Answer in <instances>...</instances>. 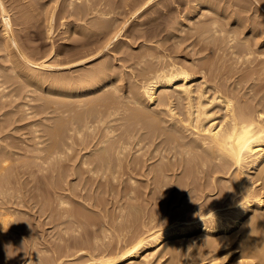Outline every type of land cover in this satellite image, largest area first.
<instances>
[{
	"label": "bare ground",
	"instance_id": "1",
	"mask_svg": "<svg viewBox=\"0 0 264 264\" xmlns=\"http://www.w3.org/2000/svg\"><path fill=\"white\" fill-rule=\"evenodd\" d=\"M126 1L130 0H124L125 4H127ZM173 1H177L176 10H173V7H168L166 9V13L159 12L160 15H155L154 18L147 14L149 16L147 20H139V24L144 25L143 28H140L139 26V28H137L135 25L134 28H131V26L128 27L126 26V21L124 20V22L116 28L115 26L118 23L117 20L120 18L116 16L111 18L109 17L110 14L114 12L112 4L114 5L115 1L67 0V6L64 8V13L67 15L66 17L69 18V21L67 20V23H61L62 26L65 25L66 27L64 29V32L66 33L65 37L70 39V35H72V33L78 34V39L82 40L81 45L85 43L89 44L86 49H88V51H92V54H87L88 56L82 58L78 57L79 59L66 63L63 62L68 70L76 68V74H55L49 78H45L43 75H40L36 69L38 68L39 70H42L48 67L54 69L55 67H58L62 69V67H60V58L58 59L56 56L58 55L59 57L63 51H67L69 46L67 47V44H62L58 47V49L52 47L49 52H43L45 53L43 55L46 58L40 61H37L33 55L40 56L42 55L40 54L41 51L40 53L36 51V54H34L29 53L28 51L27 53L23 50L24 48L20 50L19 42L16 36L17 34H15L16 32L14 31L15 28H12V25L15 26L17 24V21H15L16 24H13L14 19L9 13V8H13V10L10 9L12 12L15 11L16 8L14 9V7L16 4L20 5L18 3L20 0H7V4L6 0H0V19L3 27L2 36L0 35V43H2L3 50L5 49L7 51V54L5 55H7L11 64H13L17 70L19 69V71L23 73L26 78H28L27 80H29V83L37 84L38 86L36 87H40L41 90L44 88V90L49 92V96H44L41 101L45 102L44 105L47 109H50L49 112L51 111L55 114V120L52 118V121L54 120V122L50 128L48 127L47 134L44 136L48 138V143L46 141L45 147L42 145V150L44 151L43 157L41 156L43 151L41 150V153L37 151V154H41V157L36 155L35 162L37 158H41L38 160L42 163L46 160L48 161L49 159L50 161L51 159H55V161L58 159L59 162H61L60 159H68L67 155L70 151H74L73 148H76L75 144H78L80 147L76 150L80 149V151H87L89 148L92 151L90 153H79L80 155L77 154L79 156L75 154L76 157H81L80 159L104 160L103 164L106 162L107 166H109V163L106 160L111 159L110 162H112V158L118 159L117 162H119L122 161L123 157H126V159H134V162L136 161L135 163L141 161H137L135 159H144L149 161L150 159H156L159 162L154 165L147 164L143 161L142 167L147 164L145 168L146 170L142 169L143 172L142 170H138L141 171L142 174L144 173L143 176L146 175L148 177L151 175L148 177V180H150L148 184L151 186L149 187L150 191L156 187L157 189L160 188L162 190L164 188L165 190V188L173 186V190L176 192L175 197L178 196L180 192L186 191L185 189H187L191 184L190 177L191 174H193V200L188 199V201L182 203L184 206L180 203L182 201H179L178 206L182 205V209L179 207L176 210V213L173 212L175 215L171 214V217H168L167 215V218H165L167 221L164 220L166 221L165 223L164 221L162 223L160 222L161 224L164 223L163 225H160L157 229L149 228L145 233L138 234L137 232L138 235L136 237L133 235L135 238L132 242L127 246L125 245L122 249H114L112 246L111 249H114V253L109 252L112 253L111 255L109 254V256H90L87 260H85V262L82 261L84 263L80 262V264H122L126 260H132L133 258L140 256L141 250L149 248L150 246H154L156 248V246L164 239H168L170 237H181L185 235L188 230H193L197 233L203 232L205 235L207 234L210 236H214L219 233L225 234L223 236L220 235L221 237L219 238L213 237L208 239L206 238L207 236L202 237V244L200 243L201 246L198 245L201 252L197 248L198 252H200V256L197 255L199 257H196V259L198 258L197 260L193 258V260H196L195 262L192 261L193 264H201L202 260L203 264H218V255L221 253L226 254L230 251V249H233L234 251L236 248L239 249L238 253L241 257L246 256L250 258L249 261H243V264L244 262H247L246 264H264V32H260L264 30H261L258 26H256L260 29V31H258V29H255L256 27L254 28L251 25V27L247 29V33H250L251 38H249L250 36H245L240 38L243 40L242 41L235 36V34H238V31L241 32L240 27L238 29V26H236L238 31H235V28L232 29L233 27L229 29L222 27L220 23L222 20L221 18L228 19L233 15V18L236 20L233 23H239L238 25H241L240 21L238 22V16L240 17L238 14H240V9H243L242 6L244 5L237 0L232 2L233 6L231 9H229L231 6L228 5L230 2H226L227 4L225 5L224 0ZM254 1L257 4V8L264 7V5H262L264 0ZM32 2L33 1H28L26 6L27 8L25 10L24 7L23 9L20 7V10H24V13H22L23 15L30 12V9H35ZM129 3L130 6L128 7H132V12H130L132 14L137 12V14H141L150 11L152 8L154 9L156 3L163 6L165 3L167 4V2L162 0H131ZM55 8L56 5L50 9V17H48L50 18V21L52 20ZM16 12L17 11H15V13ZM13 14L14 13H12V15ZM27 15L29 16V13ZM139 16L140 15L135 16V18H138ZM16 17L17 16H15V18ZM26 17L27 16H25L24 19H26ZM156 17H158V19ZM171 18L173 19L171 20ZM205 18L211 19L210 22L206 19L209 23L208 27H206L207 25H203L204 20L202 21V24H198V22L201 23L200 20ZM206 21H204V24L207 23ZM255 25L256 24H254V26ZM103 26H106V28L104 27L106 30H100V33L103 32V40L99 43L93 42V38L91 39L90 35L98 33V30L101 29V27L103 28ZM125 26L126 29L124 28ZM185 26L187 27L186 29L184 28ZM233 26L235 25L233 24ZM243 26L241 25V28ZM113 27L116 29L114 30ZM163 28L166 29V32L161 34V32H163ZM111 30L114 31L111 33ZM208 32L210 33L211 38L210 36L209 38L205 36V33L207 35ZM122 36L126 39H124V37L122 38ZM206 37L208 40H212V38L214 40H219V38H221L220 42H224L226 47H223L219 41L218 42L220 44L218 45L214 42H212L214 43L212 46L208 45ZM127 38H129L128 41L130 40L132 42L137 39L142 41L139 47L136 46L138 47L136 51L127 48L130 44L132 45V43H127ZM249 39L250 42H253V46L251 43L246 44V42H249ZM73 40L77 39L75 38ZM236 40L237 44L235 43ZM66 41L68 42V40ZM201 41L203 44H200ZM181 43H184L185 46L181 47ZM192 45L197 46L196 48H193V55H195V57L193 56V59L187 63L179 57V53ZM124 46L126 47L123 48ZM210 47H212L215 51H217L216 48L223 50L227 55H229V57L232 58L235 64H244L242 67H239L240 65L236 67L233 64L231 70H238L239 73L237 74L236 71L237 75L232 78L230 83L227 82L228 80L220 81L221 78H208L207 75L209 74L207 73L210 69H213L211 68L213 65L210 66L207 63L208 59H204V57H201L202 55L199 56V52L207 49L210 51ZM133 48L134 46L132 49ZM219 49L218 51H221ZM215 51H213V53ZM223 51H221V53ZM198 53L199 57H196ZM66 56L70 57V55ZM103 57L104 59H98ZM220 59L222 58L220 57ZM52 60L56 62L53 63L54 61ZM94 60L96 62H93ZM113 60L123 61V65H120L122 63L118 64L122 67V69H113V66H116V64H113ZM47 61H52V63H47ZM89 63L90 65L88 67ZM118 65L116 67H119ZM229 67L228 71L230 69ZM235 70H233V72H235ZM214 71H216V69L212 70L213 73ZM69 72L73 71L70 70ZM25 77L24 80L26 81ZM199 78H201L200 81H198ZM210 78L212 77L210 76ZM32 86L35 85L32 84ZM1 88H3V86ZM120 92L122 93L121 95ZM6 93L7 91H5V94ZM7 94L8 95L5 97H8L10 93ZM0 95V98L3 99V94ZM0 102H2V100ZM39 106L42 105L40 104ZM0 129L2 131V127H0ZM34 131L32 132L35 134L36 132ZM42 132H44V130H42ZM38 136L40 137V135ZM35 137L37 138V135ZM35 137L34 139H36ZM44 139L45 138H43V140ZM31 140L34 141L33 139ZM41 140L42 139L35 141L37 146L39 143L44 142ZM31 148L37 150L34 146ZM127 148L133 151L129 150L130 154L125 155L124 151ZM34 150L31 149L32 152ZM35 153L36 152H34V154ZM7 160L8 157L6 158L0 154V176L3 175V177L0 178V247L3 246V249L6 245H4L2 241L6 243L4 238L6 230H9L7 227L12 225V222L15 221V219H12V217H14L13 215L21 210L18 208L19 206L28 207L31 200L33 201V199L30 201L28 200L29 196H31L30 192L32 193L33 191L31 187H29L32 183L27 184L28 182H24V180L21 181L19 178L20 176H16L17 178L13 179V183H15H12L13 186H5L9 177L4 176L6 175L5 171L7 172L12 169L9 171L11 174L12 171L17 173L19 170L16 169L19 168L16 166H14V168L11 166L8 167ZM42 163H40V167ZM100 163L102 164V162H99V164ZM105 165L102 166L105 167ZM125 166L126 171L128 166L127 164ZM62 167L64 166L62 165ZM100 168L101 167L98 169ZM98 169L96 168L97 171ZM130 169L128 173H130ZM133 169L135 168L133 167ZM62 170L63 168H61V171L59 170L58 172V176L61 178H63L61 176L63 173ZM134 171H136V169ZM131 174H128L129 177L127 178L131 181V183H134L135 180ZM167 178L169 180H166ZM219 178L223 179V182L218 183ZM62 181H60V183ZM65 182L61 184H65V186H67V183ZM131 183H129L130 186L132 185ZM221 183L222 185H220ZM35 184L36 183H34L33 189L35 188ZM54 185L59 187L58 185L60 184L54 182ZM130 186L128 187V190L125 191V197H129L130 201L133 199L137 203H124L126 206L123 207V209L125 210L127 208V211L119 209L118 207V212H128V215L131 214L134 218V215L136 214L135 212H137L136 210L141 206L140 200L142 201V199L139 198V191H136L134 195L131 194L133 191L130 190ZM12 189H14V193H11ZM117 189L120 188L118 187ZM191 189L192 187L190 186L187 191ZM215 189L217 191L216 196L213 195L211 197L209 195L210 193L207 194ZM53 190H56L55 192H57L56 188ZM40 192L41 191L39 190L38 193L40 194ZM116 192L119 193L118 191ZM65 193V191H61L59 196L57 194L55 195L58 196L56 201L58 208H56V205L54 206V208L58 210V212H54V217H58L57 222H59V219L63 217L70 218V216L79 217L82 215L79 209H73L71 211L70 208L68 210L71 206L67 207L68 201L65 198ZM41 195H43V193ZM36 198L38 199V196H36ZM90 199L93 201V198L90 197ZM126 201L127 200L125 198V202ZM176 201L177 199L174 202ZM33 202V206L36 207L37 205V208L41 211L46 210L47 213V209H49L51 212L48 210L49 213H47V216L52 213V211H56L53 207H51L53 202L46 203L41 201V203H39L38 200ZM30 207H32V205H30ZM28 209L29 208H27V210ZM186 212L192 214H188ZM185 213L188 215L184 216L183 214ZM42 214L43 213H41V215ZM104 214L106 215V213ZM122 214L117 215V217L120 216L121 222L122 219H124L121 218V216L123 217L125 216L124 214L127 213ZM50 216L51 221L56 220V218L51 219L53 216ZM18 217L19 220H21L20 214ZM18 217L16 216L17 221H19ZM115 218L113 220H115ZM87 219L89 218L87 217ZM110 219H112V217ZM154 219H152V221ZM187 222H191L192 225ZM22 223L24 222L22 221ZM22 223L14 222V226L21 225ZM24 224L26 226V223ZM143 225L145 226L144 223ZM236 227L240 230L238 236L231 234L234 232L238 233L235 231ZM8 228H10V226ZM24 228L25 227H23V229ZM14 229H16V227ZM233 229H235L234 232L232 231L230 234L227 232V230ZM20 230L23 232L22 229ZM10 232H12V229ZM15 238L18 237L16 236ZM94 239H96V237ZM28 245H30V242ZM169 245H171V248ZM169 245L168 247L172 249L173 244ZM224 247H226L225 250L221 251L220 249H223ZM165 248H167V246ZM216 250L220 251L214 252ZM3 251L4 250H2V252ZM166 251L171 250L166 249ZM207 251H209L211 255H207L208 257H205V252ZM172 252H170V254H172ZM152 254L153 252L144 255L142 262L147 264L149 257ZM186 254L188 257L190 252ZM28 255L29 256H27L26 260H31L33 254L30 252ZM63 256L68 260L73 257L70 253ZM63 256L57 255L52 257V259L49 257L51 259L50 262L45 261L44 263L43 260L42 263L67 264L65 263L66 259ZM172 256L171 258L174 257ZM225 256L227 257V254ZM179 257L181 258V256ZM46 258L48 259V257ZM204 259L207 261L204 262ZM175 260L176 259H174V261Z\"/></svg>",
	"mask_w": 264,
	"mask_h": 264
},
{
	"label": "rangeland",
	"instance_id": "2",
	"mask_svg": "<svg viewBox=\"0 0 264 264\" xmlns=\"http://www.w3.org/2000/svg\"><path fill=\"white\" fill-rule=\"evenodd\" d=\"M28 1H33L32 3L35 7V9H30V12H28L29 16L27 15L28 13H26V15L22 14V13H24L23 11L27 8L26 6L28 4ZM111 1L112 2L115 1V4H114L115 6L112 4V7L114 8V12H113L114 14L111 13L109 17L111 18L113 16H116V17L120 18L117 20L118 25L116 24V26H115L116 28L118 26H120L121 23L124 21H126L125 23H126V26H128V27L131 26V28H134V25H135V27H137V28H139V27L143 28L144 25H140L139 24L140 21L147 20V18H149V16L154 18L155 15L158 16V15H160V13H164V12L166 13V9L168 7H173L172 8L173 10L174 9L176 10V8H177V1L162 0V1L167 2V4L166 3L164 4L165 7L163 5L156 3L154 9L152 8L150 11H147L145 13L140 12L141 14H137L138 12L135 14H132V13H130V12H132V7H128V6H130L129 2L131 0L126 1L127 4L124 3V0H121V1L117 0V3H116V0H111ZM233 1L234 0H232V1L231 0H227V1L224 0L225 5L228 2H230V3H228V5L231 6V7L228 6V7H230L229 9L232 8V6H233L232 2ZM237 1H240L242 3V5H244V6H242L243 9L242 8L240 9V12H239L240 14L237 13L238 15H240V17L238 16L239 20L237 19L238 22L240 21V24L242 26L245 25L242 27L243 30L241 28V25L240 26L238 25L239 23H236V24L233 23L236 21L233 18L234 15L230 16L228 19L221 18L222 20L220 21V23H221L222 27H225V29H229V28L233 27L232 29L235 28L236 29L235 31H238V29L240 27L241 32L240 31L237 32L239 35L235 34V36H237L239 39L243 38L245 36H250L249 38H251L250 33H247V31H248L247 29H249V27H251V25L254 28L256 26H258L261 30H264V28H261V27H264V7H262V8L258 7L257 8L256 7L257 4L255 3L254 0H242V1L237 0ZM18 3L20 5L16 4L17 7L16 6L14 7V9L16 8L15 11H17L18 13L17 12L15 13V11L12 12L13 8H9V13H10L11 17L14 19L13 24H16L15 21H17V24H16L17 26L12 25V28H15L14 31L16 32L15 34H17L16 36H17V40L19 42L20 50H22V48H24L23 49L24 51H26V52L28 51L29 53H34V54H36V51H38L39 53L41 51L40 54H42V55H40V56L33 55L37 59V61L38 60L40 61V60L46 58L43 54H45L46 52H49L52 47L53 48L55 47L58 49V47L62 44H67V47L69 46L67 48V51H63L59 57H58V55L56 56V58H58V59L60 58V64H61L60 67H62V69L58 68V67H55V69L48 67V68H45L42 70L35 68L37 70V72L40 75H43L45 78H49L55 74H61V75L62 74L67 75L70 73L76 74L77 73L76 68H74V69L72 68V69L68 70V68L65 67L66 65H64V63L79 59L80 57L82 58V57L88 56L87 54H89V55L92 54V51H88V49H86V47L89 44L85 43V44L81 45L82 40L78 39V36H79L78 34L72 33V35H70L71 36L70 39H67L65 37L66 33L64 32L65 31L64 29L66 27H65V25L62 26L61 23H63V22L67 23L69 21L68 20L69 18L66 17L67 15L64 13V8H66V6H67V0H20V2H18ZM6 4H7V0H6ZM54 5H56V8L53 12L52 20L50 21V18H48V17H50V11H51L50 9H52V7ZM117 5H118V7H117ZM169 5H171V6H169ZM262 5H264V3H262ZM20 7H21V9H23V7H24V10L23 11L20 10ZM10 9H12V10H10ZM260 9H261V11H260ZM12 13H14V14L12 15ZM147 14H149V16ZM138 15H140V16L138 18L137 17L135 18V16H138ZM15 16H17V17L15 18ZM25 16H27L26 19H24ZM156 18L158 19V17H156ZM231 18H233V19H231ZM172 19L173 18H171V20ZM206 19L207 18L200 20L201 23L198 22V24H202V21L203 20L206 21ZM207 20H208V22L211 21V19H209V18ZM136 21H138V22H136ZM204 21H203V25L204 26L207 25L206 27H208L209 23L206 21L208 24L207 23L204 24ZM1 22L2 21L0 19V27H1L0 28V35L2 36L3 27H2ZM251 23H253V24H251ZM233 24L235 26H233ZM254 24H256V25L254 26ZM29 26H30V28H29ZM50 26H52V27H50ZM126 26L124 27L125 29H126ZM236 26H238V29ZM49 27H50V29H49ZM104 27L106 28V26H103V28ZM115 27H113L114 30L116 29ZM258 27H256L255 29L257 30ZM103 28L101 27V29L98 30V33H94L93 35H90V38L91 39L93 38L92 39L93 42L99 43L100 41L103 40V32H101L102 34L100 33V30H106L105 28L104 29ZM124 28H122V29H124ZM164 28H163V32H161V34L166 32V29H164ZM184 28L186 29L187 27L185 26ZM260 29H258V31H260ZM114 30H111V33ZM208 31H209V29H208ZM260 32H264V31H260ZM97 34H99V35H97ZM208 34L206 35V33H205V36H207L208 38L210 36V38H211V35L209 32H208ZM123 37L124 36H122V38ZM75 38L77 40H73ZM208 38L206 39V42L208 41V45L212 46L214 43L216 45L221 43V45L223 47L224 46L226 47L224 42L223 43L220 42L221 38H219V40H217V39L214 40L213 38H212V40L211 39L208 40ZM238 38H236V39H238ZM124 39H126V38L124 37ZM128 39L129 38H127V40H126L127 43H132V45L130 44L131 46L129 45V47H127V48L131 49L133 51H136L138 49V47L140 46L142 41H140V39H137L134 42H132L130 40L128 41ZM66 40H68L69 43ZM240 40H242V39H240ZM242 41H238V42H242ZM201 42H200V44H203V42L202 43ZM212 42H214V43H212ZM216 42H218V43H216ZM235 43L237 44V40ZM249 43H251V45L253 46V42H250V39H249V42H246V44H249ZM52 44H53V46H52ZM0 45L2 46V43H0ZM93 45H95V44H93ZM1 46H0V92H1L0 94H3V97H2L3 99H1V98L0 99L2 100L3 103L0 102V104H1L0 105V127H2V131L0 129V146L2 147V148L0 147L1 148L0 154L5 156L6 158L8 157V160H7V164H8L7 166L8 167L9 166H11L13 168H14V166L19 167V168H16V169H19L17 172L18 174L15 173L14 171H12V173L10 174L9 171H11L12 169L7 171L8 173L5 171V174L7 176L6 175H4V176L5 177L9 176L8 180H10V181L7 180V184H5V186H7V185L13 186V184H15V183H13V181H14L13 179H16L17 178L16 176H18V177L20 176L19 178L21 179V181L24 180V182H28L27 184L32 183L31 186L27 185V186L31 187V189L33 190V191L31 190L32 193L30 192L31 196H29V199H28L29 201L31 199H33V201H35V202H36V200H38L39 203H41V201H44L46 203H50V202L52 203L53 202V204L51 206L53 208L56 205V201H57L58 196L60 195L61 191L62 192L65 191L66 192L65 194L67 195V196L65 195V198L68 201L67 207L71 206L68 208V210L70 208H71L70 209L71 211L73 209H77V210L79 209L81 211L82 215L79 217L75 216L77 219L74 216H70V218L63 217V218H61L62 221L64 222L63 223L61 221V219H59V222H57L58 217L57 218L54 217L55 216L54 212H58V210H56L55 208L54 209L56 211H52V213L48 214V216H47V213H49L50 210L47 209V213H46V210L41 211L39 208H37V205H36V207L33 206L34 202L32 200H31L28 207L27 206H23V207L19 206L18 208H20L21 210H19L18 212H16L13 215L14 217H12V219H15V221L11 220V221H13L12 225H9L10 228L12 229V232H10L11 229L8 228L9 227L8 226L7 229H9V230H6V234H5V238H4L6 243H4V241H2V243L6 246H4L5 247L4 249H3V246L0 247L1 248L0 249V264L1 263L2 264H33V263L35 264V262H36V264H41L43 260H44V263H45V261L50 262L52 257H55L57 255L63 256L67 253H70L73 256L69 260L63 256L66 259L65 260L66 262L65 261L64 262L67 264L68 263L69 264H78V263L80 264V262L84 263L85 260H87L90 256H95V257L104 256V255L109 256V254L111 255L112 253H114V251H113L114 249H116V248L122 249L123 247H125V245L126 246L129 245L132 242V240L138 234L145 233L146 230H148L149 228L157 229L160 225H163L167 221L165 219V218H167V215H168V217H171V214H173V212L176 213V210L179 207H180V209H182L181 207L184 206L182 203H184L185 201H188V199L190 200L193 198V195H192L193 194V176H192L193 174H191V177H190L191 178L190 179L191 184L188 186V188H190V186H191L192 189L187 191L188 190V188H187V189H185L187 192L182 191L176 197H175L176 192H175V190H173V186L167 187V188H165V190H164V188L162 190L160 188H158L162 192L160 190H158L157 187L154 188L155 190L152 189L150 191L149 187H151V186L148 184L150 181V180H148V177H150L151 175H149L148 177L146 175H144L145 176L144 177L143 176L144 173L142 174V172H143V170H146L145 168H146L147 164L154 165V164L158 163L159 161H157L156 159H150V161L152 160L151 162L149 160H144V159L143 160L142 159H135L137 161L141 160L140 162L135 163L136 161L134 162V159H126V157L125 158L123 157L122 161H119V162H117L118 159L112 158V162H110L111 159L106 160L109 163V166H107L106 162H104V164H103L104 160L101 161L98 159H80L81 157H76V155L79 153H90L92 151L89 148L87 149V151H85V150L80 151V149L76 150L80 147L78 144H75L76 148H73L74 149V151L72 150L73 152H71V151L69 152L70 156H69V154L67 155L68 159H63V160L60 159L61 162H59L58 159H56V161L59 163H57L55 161V159H51V161L49 159L48 161L46 160L47 162L45 161L44 163H42L40 160H38L41 158H37V160L35 162L36 155H39V157H41V156L43 157L44 151L42 150V148H43L42 145L45 147L46 141L48 143V138H46L44 136H46V134H47L48 127L50 128L51 125L53 124L54 120H55V118H54L55 114L51 111L49 112L50 109L49 108L47 109L45 107V105H44L45 102L41 101L44 96L45 97L49 96L48 95L49 92H47V90H44V88H42V90H41L40 87H36V86H38L37 84L29 83V80H27L28 78H26L25 75L19 71V69L17 70V68H15L13 66V64H11V62L7 58V55H5V54H7V51L5 49L3 50V46L2 47ZM133 46H134V48L132 49ZM136 46H138V47H136ZM184 46H185L184 43H181V47H184ZM193 46L194 45H192L191 47H187V48H185V50H183L181 53H179V55H180L179 57L187 63H189L191 61V59H193V56L195 57V55H193L194 54L193 48H196L197 46H194V47ZM125 47L126 46H124L123 48H125ZM210 48H209L210 51H208V49L203 50V51L201 50L199 52L200 55L198 53L196 57H199L202 55L201 57H204V59H208V61L210 60L209 62L207 61V63L210 66L213 65L211 68H213L214 70L216 69V71H214V73L212 72L213 69L209 70V72L207 73V74H209V75H207L209 79H213V78L220 79L221 78L220 81L228 80L227 82L230 83L232 81V78L239 73L238 70L233 69V70H235V72H233V70H231L233 64L237 67L241 63L235 64L233 62L232 58L229 57V55H227L223 50H221L219 48H216L217 51L212 49V47H210ZM218 49L223 51V52L221 53V51H218ZM80 50L82 52H85V51L86 52L82 53ZM211 50H213L215 52L213 53V51H211ZM43 52H45V53H43ZM75 53H77V54H75ZM93 54H94V52H93ZM66 55H70V57H68ZM205 56H207V57L209 56V57L207 58ZM218 56H220L222 59H220V57H218ZM98 59L101 60V59H104V57L98 58ZM52 61H54V60H52ZM52 61H49V62L47 61V63H52ZM55 62L56 61H54L53 63H55ZM93 62H96V61L94 60ZM120 63H122V64H120ZM113 64H116V66H117L118 64L123 65L124 63H123V61L113 60ZM89 65H90V63L88 64V67H89ZM120 65H118L119 67H116L114 65L113 66L114 68L113 67L112 68L113 69H117V68L122 69V67H120ZM219 65H221V66H219ZM243 65H240L239 67H242ZM63 66H64V68H63ZM218 67H220V68H218ZM228 67L230 68L229 71H228ZM70 70L73 72H69ZM58 71H60V72H58ZM217 71H219V72H217ZM236 71H237V74H236ZM20 74H21V76H20ZM216 74H217V76H216ZM210 76L212 78H210ZM24 77L26 78V81L24 80ZM200 79L201 78H199L198 81H200ZM14 81H16V82H14ZM123 83H124V81H123ZM32 84L35 86H32ZM2 86H3V88H1ZM5 91H7V93H10L8 97H5L6 95H8L7 93L5 94ZM2 92H4V93H2ZM4 94H5V96H4ZM13 94H15V95H13ZM121 94L122 93L120 92V95ZM24 96L25 97L27 96V97L25 98ZM0 97H1V95H0ZM40 104L42 106H39ZM23 106H24V108H23ZM52 118L54 119L53 121H52ZM50 119H51V122H50ZM43 128H46V129H43ZM42 130H44V132H42ZM32 131H34L36 133L34 134ZM34 135L35 136L37 135V138L39 137L38 135H40V137L37 139ZM31 136H32V138H31ZM34 137L36 139H34ZM43 138H45L46 140L45 139L43 140ZM31 139H33L34 141H32ZM39 139H42L41 141H44V142L39 143L37 146V143L35 141L39 140ZM43 143H45V144H43ZM31 144H33V145H31ZM33 146L37 150H34L33 148H31ZM37 147H39V148H37ZM31 149L34 151L32 152ZM129 150L130 149L127 148L124 151L125 155L130 154ZM37 151L39 153L42 152L41 153L42 155L37 154ZM130 151H133V150H130ZM34 152H36V153L34 154ZM3 153H5V154H3ZM79 155H77V156H79ZM114 158H115V156H114ZM131 160L133 161V163ZM115 161L117 162V164ZM143 161L147 164L144 163L145 166L143 165V167H142ZM99 162H102V164L101 163L99 164ZM33 163H35V164H33ZM40 163H42L43 167H42V165L40 167ZM96 163L98 164V166ZM118 163H119V166H118ZM95 164H96V167H95ZM126 164H127V166L129 164H131V165H129L127 167V170L125 171V169H126L125 165ZM138 164L139 165L141 164V165L139 166ZM62 165L64 167H62ZM102 165L103 166L105 165V167H103ZM121 165H123V166H121ZM137 165H138V168H137ZM51 166H53V167H51ZM37 167H39V168H37ZM99 167H101V168L98 169ZM119 167H121V168H119ZM133 167L136 169V171H134L135 169H133ZM61 168H63V170H62L63 173L61 172L62 173L61 176L63 178L58 176V174H59L58 172H59V170L61 171ZM96 168L98 169V171L96 170ZM130 168H132V169H130ZM117 169H118V171H117ZM129 169L131 170L130 173H128ZM138 169L139 170L143 169V170L141 172ZM28 171H29V174H28ZM30 171H31V174H30ZM64 171H65V173H64ZM128 174L133 175L132 177H134V180H135L134 183H131V181L127 178V177H129ZM2 177H3V175L0 176V178H2ZM112 177H114V178H112ZM218 177H221V176H218ZM56 178H58L60 180H58ZM44 180H45V182H44ZM65 180H66V182H65ZM166 180H169V179L167 178ZM219 180H218V183L223 182V179L219 178ZM60 181H62L61 183H64V182L67 183L66 184L67 186H65V184L64 185L61 184ZM4 182H6V181H4ZM54 182H57L58 184H60V185H58L59 187L54 185ZM34 183H36V184H35V188L33 189ZM129 183H131L132 185L130 186ZM39 184L41 185V187ZM123 184H125V185H123ZM128 185L131 188L130 190L133 191V193H131V194L134 195V193L136 191L137 192L139 191L138 192L139 198L142 199V201L140 200V203H141L140 208H138L136 210L137 212H135L137 214V215L136 214L134 215L135 219L133 218V216L131 214L128 215V212H123V211H120L121 213L118 212L119 209L124 210L123 207L126 206V205H124V203L129 204V202H133V203L136 202L133 199L130 201L129 197H125L126 196L125 191L128 190V187H129ZM220 185H222V183ZM53 186H55V187H53ZM64 186H65V188H64ZM118 187L120 189H117ZM55 188L57 189V192H55L56 190H53ZM59 188H61L63 190H61ZM34 190L37 192H35ZM39 190L41 191L40 194L38 193ZM59 191H60V193H59ZM116 191H118L119 193H117ZM11 193H14V189L11 190ZM42 193H43V195H41ZM189 193H190V195H189ZM56 194L58 196H55ZM207 194H209L211 197L213 195L216 196L217 191L215 189V190H212L211 192H208ZM32 195H34V196H32ZM186 195H188V196H186ZM36 196H38V199L36 198ZM52 196H53V199L55 198L54 201L52 199ZM120 196H121V198H120ZM46 197H47V200H46ZM90 197L93 198L92 199L93 201H91ZM141 197H143V198H141ZM177 197H179V198H177ZM35 198H36V200H35ZM125 198L127 200L126 202H125ZM173 199H175V200L177 199V201L174 202L175 200H173ZM147 201H149V202H147ZM179 201H182L180 203L183 206L181 204H180L181 206H178ZM121 202H123V203H121ZM120 204H122V205H120ZM30 205H32V207H34V208L30 207ZM118 207H119V209H118ZM27 208H29V209L27 210ZM56 208H58L57 205H56ZM139 209H140V211H139ZM124 211H127V208ZM189 212H191V211H189ZM189 212H186V213L192 214ZM41 213H43V214L41 215ZM104 213H106V215H108V216H106ZM122 213H127V214H124L125 216H123V217L121 216V218H124V219H122V222H121L120 216L117 217V215H121ZM186 213L183 215L184 216L188 215ZM19 214L21 216L20 217L21 220H19V217H18ZM50 215L53 216L51 219L56 218V220H54V221L57 223H55L53 220L52 221L50 220V217H51ZM83 215H84V217H83ZM127 215H128V217H127ZM173 215H175V214H173ZM16 216L18 217L19 221L16 220L17 219ZM110 216L112 217V219H110L111 218ZM115 216H116V218H115ZM81 217H82V219H81ZM87 217L89 219H87ZM159 217H160V219H159ZM114 218L116 221L113 220ZM131 218H133V219H131ZM152 219H154V220L152 221ZM66 220H68V221H66ZM118 220H119V223H118ZM160 220H162V221H160ZM164 220H166V221H164ZM22 221L24 223H26V226L24 223H22ZM81 221H82V223H81ZM163 221H164V223L161 224ZM14 222L15 223L21 222L22 224L18 225V226L17 225L14 226L15 225ZM143 223L145 224V226L143 225ZM187 223L191 224V222H187ZM23 224H24V226H23ZM12 226H14V227H12ZM153 226H155L156 228ZM15 227L17 230L14 229ZM23 227H25L24 228L25 230L23 229ZM105 227H107V228H105ZM20 229H22L23 232H21ZM235 229L227 230V232L230 234L232 231L234 232V230H235L238 233L234 232L231 234L238 236L240 233V230H238L239 229L238 227H236ZM137 232H138V234H137ZM228 233H226V234H228ZM10 234L11 235L13 234L15 236H13V235L11 236ZM220 235L223 236L225 234L219 233L217 235L210 236L207 234L205 235L203 232L197 233L193 230H190V231L188 230L187 233L181 237H170L168 239H164L162 242H160L156 246V248L154 246H152V247L150 246L149 248H145V249L141 250L140 256L135 257L132 260L131 259L126 260V261H124V263L125 264H130V263L144 264L142 262V258L144 257V255H146L148 253L150 254L153 252V254L149 257L147 264H179V263L180 264H182V263L183 264L184 263L185 264H187V263L193 264L192 261L195 262L199 258L198 256H200L201 250L199 249L200 248L199 246H201L200 243L202 244V241H203L202 237L207 236L206 238H208V239L213 238V237L219 238V237H221ZM6 236L7 237L9 236V237L7 238ZM16 236L18 238H15ZM12 237H13V240H12ZM95 237H96V239H94ZM66 238H67V240H66ZM8 239H10V240H8ZM94 241H96V242H94ZM29 242H30V245H28ZM196 242H198V243H196ZM166 243L168 245L173 244L172 249L173 248L174 249L173 250L170 249L171 245H169V247H170L169 248ZM194 245H195V247H194ZM112 246L114 248L113 250L111 249ZM164 246L165 247L167 246V248H165ZM197 248L199 249L200 252H198ZM225 248L226 247H224L223 249L221 248L220 250L221 251L225 250ZM166 249H169L171 251H166ZM2 250H4V251L2 252ZM71 250H72V252H71ZM110 250H112V251H110ZM160 250H162V251H160ZM163 251H165V252H163ZM172 251L173 252L175 251L174 254ZM219 251L216 250L214 252H219ZM238 251H239L238 248L234 249V251H233V249H230V251L226 253L227 257L225 256L226 255L225 253H221L217 257V259L219 260L218 264H241V263L243 264V261H249L250 260V258L246 257V256H244L245 258L242 256L244 258L243 259L239 255ZM30 252L33 254V257H32L33 260L32 259L26 260L27 256H29L28 253H30ZM61 252L63 253V255ZM73 252H74V254H73ZM109 252H112V253H109ZM170 252H172V254H170ZM188 252H190V255H188V257H187L186 253H188ZM53 254H54V256H53ZM177 255H178V258H177ZM207 255L208 256L211 255L209 251L205 252V257H208ZM171 256L174 259H176L175 261H177V262H175L174 259L171 258ZM179 256H181V258ZM5 257H6V259H5ZM46 257H48V259ZM183 257H184V259H183ZM196 257H198V258L196 259ZM193 258H195L196 260H193ZM34 259H35V261H34ZM206 259H204V262L207 261ZM82 261H84V262H82ZM235 261H236V263H235ZM173 262H175V263H173ZM124 263H122V264H124ZM246 263L247 262H244V264H246ZM201 264H203V260H202Z\"/></svg>",
	"mask_w": 264,
	"mask_h": 264
}]
</instances>
